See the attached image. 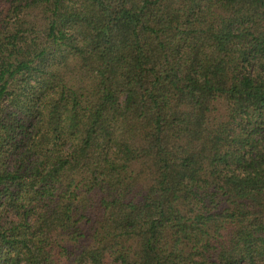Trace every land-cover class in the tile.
Wrapping results in <instances>:
<instances>
[{"label": "trees", "instance_id": "trees-1", "mask_svg": "<svg viewBox=\"0 0 264 264\" xmlns=\"http://www.w3.org/2000/svg\"><path fill=\"white\" fill-rule=\"evenodd\" d=\"M0 264H264V0H0Z\"/></svg>", "mask_w": 264, "mask_h": 264}]
</instances>
